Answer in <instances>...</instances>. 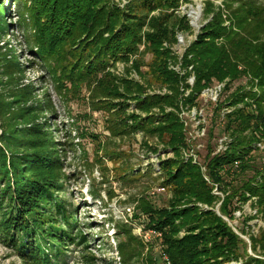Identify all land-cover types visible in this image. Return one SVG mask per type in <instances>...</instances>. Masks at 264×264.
Here are the masks:
<instances>
[{
    "label": "trees",
    "instance_id": "trees-1",
    "mask_svg": "<svg viewBox=\"0 0 264 264\" xmlns=\"http://www.w3.org/2000/svg\"><path fill=\"white\" fill-rule=\"evenodd\" d=\"M222 1L220 8L212 0L205 2L208 21L184 54L183 68L193 66L196 78L189 96H186L190 89L189 74L181 75L171 69V64L178 62L172 49L178 42V33L192 31L188 19L175 13L182 0H130L124 6L115 0H32L28 10L34 27L32 38L39 46L36 54L56 55L57 51L69 47L70 60L74 62L71 69L77 61L80 65L75 77H87L83 80L85 85L92 79L99 83L103 107L116 118L117 125H128L123 123L128 119V105L120 103L119 99L131 98L130 101L136 102V109L146 113L156 108L174 109L167 114L162 112V117L151 114L145 125L139 119L132 126L123 127L120 135L139 131L148 137L160 138L175 152L182 147L191 150L180 117L182 108L198 106L197 98L202 91L226 83L214 125L217 126L222 109L234 108L217 129L219 135L233 139L230 149L214 155V148H209L204 162L206 175L193 159L188 164L179 159L166 163L165 168L175 170L174 173L169 171L165 182L172 186L175 200L170 202L169 208L151 206L144 210L151 226L163 233L164 251L170 264H227L241 258L246 245L224 217L232 221L235 213L253 197L258 200L254 207L264 220V151L256 148L259 143L264 145V0ZM157 12L159 16H152ZM144 54L152 57L150 77L170 94L147 95L148 88L153 86L147 76L149 85L145 86L129 78L115 79L108 72L118 63H129L144 76L141 71ZM106 81H114L113 87ZM32 93L28 91L23 102L32 100ZM27 130V138L17 133L14 136L7 133L0 138L2 199L10 196V203H18L25 213L32 202L47 201L45 196L54 194L52 187L46 188L50 183L42 172L57 166L52 157L30 151L35 149L31 144L38 140L43 142L44 131L38 125ZM37 132L38 139H32L30 136ZM215 137L211 130L210 139ZM237 161L240 171L232 176L230 171ZM38 171L41 174L36 175ZM11 180L13 186H7ZM214 185L227 195L222 201L221 216L214 210L217 201ZM8 188H11L10 193ZM197 203L212 209L202 213ZM36 208L35 205L29 211L35 214L33 224L40 228L42 221L37 215L44 217L45 214L33 213ZM57 208H63L62 204ZM183 231L184 236H180ZM251 242L252 250L264 257V230ZM51 256L46 259L50 261ZM242 258L246 259L245 264H264L263 259L249 254Z\"/></svg>",
    "mask_w": 264,
    "mask_h": 264
},
{
    "label": "rangeland",
    "instance_id": "rangeland-1",
    "mask_svg": "<svg viewBox=\"0 0 264 264\" xmlns=\"http://www.w3.org/2000/svg\"><path fill=\"white\" fill-rule=\"evenodd\" d=\"M115 1L124 6L130 0ZM206 1L182 0L181 8L175 11L176 16L182 17L201 7L197 27L183 34L185 44L173 46L180 56L208 21L204 11ZM31 3L32 0H0V16H3L0 17V138L7 133L23 134L27 138V129L34 125L44 131L43 142L31 144L35 149L30 151L50 156L57 164L49 172H42L50 183L46 188H53L54 194L48 193L47 201L32 202L26 210L29 213L36 205L33 213L45 214L37 215L42 221L39 228L33 224L35 214L25 213L18 203H10V196L3 200L0 192V264H170L166 260L163 233L151 226L144 210L151 206L170 207L175 194L165 182L169 171L175 170L165 165L178 159L188 164L192 158L186 157V147L180 146L175 152L168 143L143 132L119 133L139 119L145 125L151 114L162 117V112L167 114L174 109L156 108L146 113L137 110L131 98L119 99L128 105V119L123 122L128 125H117L116 118L103 107L99 83L100 87L92 79L85 85L83 80L87 77H75L80 65L77 61L71 69L74 62L70 60L69 47L56 55L36 54L39 46L32 38L34 27L28 11ZM215 3L217 8L223 6L222 0ZM151 60L149 54L143 55L141 71L145 77L129 63H118L108 72L115 79L129 78L145 86L153 84L147 90L149 96L170 94L150 77ZM106 84L113 87L114 81ZM28 91L33 92V98L23 102ZM202 108L204 117L209 118V107ZM214 126L207 123V135L203 139L195 138V130L188 128L191 146L194 153H199L201 165L209 148L215 149L219 141L218 127L214 129ZM211 130L216 134L214 139H210ZM38 135L30 137L35 140ZM207 181L210 183L209 178ZM13 184V180L11 184L7 182V186ZM161 188L166 190L159 191ZM10 191L8 188L7 192ZM213 194L217 198L214 210L221 216L222 201L227 195L216 194L214 190ZM58 204L63 208L58 209ZM196 206L202 213L212 209L203 203ZM224 219L244 241L243 256L249 254L264 260L261 253L251 248L252 238L264 230L262 215L253 203L248 201L232 221ZM184 234L185 231L180 236ZM50 254L53 256L49 261L46 258ZM242 257L227 264H245Z\"/></svg>",
    "mask_w": 264,
    "mask_h": 264
},
{
    "label": "built area",
    "instance_id": "built-area-1",
    "mask_svg": "<svg viewBox=\"0 0 264 264\" xmlns=\"http://www.w3.org/2000/svg\"><path fill=\"white\" fill-rule=\"evenodd\" d=\"M181 6L179 8H181ZM200 11H201V7L198 6V8L193 9L188 15H182V17H186L188 19L192 30L194 27H197V21L200 18ZM200 30L198 31V33L200 32ZM183 34L185 33H181V32L178 33L177 44H185V39H184ZM195 39L186 46L185 52L187 48L195 41ZM173 51L175 55L178 56V62L176 64H171V69L180 73L181 75L189 74L188 84L190 85V89L186 91V96H189L196 82L195 74L193 73V66H189L187 69H184L183 68V57H184L185 52L183 53L182 56H180L175 52L174 48H173ZM225 88H226V83L216 84L210 88H207L204 91H202L200 95H198V98H197V102L199 103L198 106L197 105L196 106H186L182 108L180 117L182 118V121L184 122V125L188 133V137H189V132H188L189 127H192L195 130L194 131L195 138L203 139L204 137H206L207 123L208 125L214 124L216 109L218 108L221 100L224 99ZM203 106L209 107L208 109H210L211 111L210 115L208 116L209 118L204 117L203 115L204 109L202 108ZM233 110L234 108L232 107L222 109L221 118L218 120V124L216 127L214 126V128L216 129L217 127L221 126L222 122L225 119V116L231 113ZM219 137H220L218 138L219 141L216 143V147L214 149L215 151L214 155L226 153L230 149V145L233 142V139L229 135H219ZM188 141L191 144L190 137ZM197 147L200 148L201 145H198ZM256 148H260L262 151H264V145L261 143L257 144ZM186 155H187L186 157H191L195 164H198L202 167V171L205 175L207 174V169L204 167V165H201L198 161V157H200L199 153H194L192 146H191V150H188V153ZM239 171H240V162L237 161L234 163L233 169L230 171V174L232 176H235L236 173H238ZM206 178L208 179L207 176ZM165 190H166L165 188L159 189V191H162V192H164ZM214 191L216 194L220 193L218 185H215ZM257 201H258L257 198L253 197L250 199L249 202L253 203L254 205L256 204ZM166 260L169 261L168 258Z\"/></svg>",
    "mask_w": 264,
    "mask_h": 264
}]
</instances>
